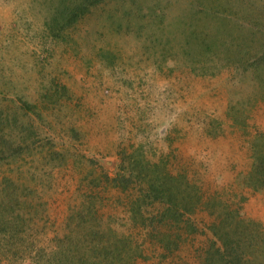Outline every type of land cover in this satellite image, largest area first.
<instances>
[{
	"label": "rangeland",
	"instance_id": "rangeland-1",
	"mask_svg": "<svg viewBox=\"0 0 264 264\" xmlns=\"http://www.w3.org/2000/svg\"><path fill=\"white\" fill-rule=\"evenodd\" d=\"M199 2L107 0L61 29L51 22L58 0H0V128L11 144L0 140L14 153L8 162L1 154L0 196L5 178L31 190L21 193L29 204L22 214L34 217L23 241L51 245L95 192L91 202L103 227L141 247L135 264H198L212 222L206 211L190 216L198 232L161 258L145 231L132 225L134 191L90 184L101 172L114 176L121 162L128 170L135 157L186 174L205 198L220 193L264 228V191L242 181L251 167L250 143L264 134V103L248 106L255 79L241 83L215 56L205 74L191 70L183 55L192 51L186 34ZM228 2L231 18L241 22L255 16L252 4L264 5ZM222 26L215 22L211 30L221 45L231 36ZM231 105L238 124L226 115ZM28 260L3 257L0 264Z\"/></svg>",
	"mask_w": 264,
	"mask_h": 264
},
{
	"label": "trees",
	"instance_id": "trees-1",
	"mask_svg": "<svg viewBox=\"0 0 264 264\" xmlns=\"http://www.w3.org/2000/svg\"><path fill=\"white\" fill-rule=\"evenodd\" d=\"M106 1L58 0L51 22L59 23L61 29L69 28L91 8ZM228 1L200 0L186 34V42L192 51L183 57L195 75L205 74V69L213 66L215 56L222 67L236 74L241 83L254 78L257 88L246 99L248 106L255 102L264 103V5L258 9L252 4L255 16L241 22V19L231 18ZM215 22L223 25V32L231 34L228 44L221 45L218 38L211 37ZM232 30L236 33L233 39ZM189 56L194 58L189 59ZM226 115L234 124L240 122L233 105ZM2 132L3 128H0L1 139L11 144ZM6 144L0 140V150L4 149L0 151V161L4 159L1 154H8L4 156L8 162L12 160L13 152ZM249 151L251 167L243 178L241 176L242 181L252 190L264 191L263 133H256ZM129 165L127 170L121 162L120 170L114 176L101 172L91 178L90 184L97 180L92 185L95 188L103 185L105 189H119L123 193L134 191L129 201L132 225L145 231L148 241L161 250V258L178 251L188 236L198 232L190 216L201 209L212 217V222L206 226L208 245L200 253L198 264H264V228L255 220L244 218L241 207L235 202L224 200L218 192L205 198L202 189L186 174L159 170L158 163H144L135 157ZM4 184L0 196V260L20 257L29 259L30 264H135L136 259L143 256L141 247L130 235L103 227L101 218L95 217L97 211L91 202L93 196L96 198L95 192L86 195L92 200L77 207L76 218L73 215L67 217L65 233L58 239L53 237L51 245L43 247L35 245L32 240L23 241L24 230L30 228L29 223L34 217L28 215L25 219L26 214H22L24 207L29 206L22 200V194L31 190L7 178ZM31 208L32 214L38 212L36 207Z\"/></svg>",
	"mask_w": 264,
	"mask_h": 264
}]
</instances>
